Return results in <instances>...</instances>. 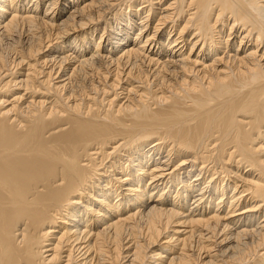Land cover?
<instances>
[{
	"label": "bare ground",
	"instance_id": "6f19581e",
	"mask_svg": "<svg viewBox=\"0 0 264 264\" xmlns=\"http://www.w3.org/2000/svg\"><path fill=\"white\" fill-rule=\"evenodd\" d=\"M0 264H264V0H0Z\"/></svg>",
	"mask_w": 264,
	"mask_h": 264
},
{
	"label": "rangeland",
	"instance_id": "374dc122",
	"mask_svg": "<svg viewBox=\"0 0 264 264\" xmlns=\"http://www.w3.org/2000/svg\"><path fill=\"white\" fill-rule=\"evenodd\" d=\"M100 34H101V33H97V34H95V35L93 36V40H94V39H98ZM107 34L110 35L109 32H107ZM111 36H112V35H111ZM104 37H106V35H105ZM112 37H113V36H112ZM89 51H90V49H89Z\"/></svg>",
	"mask_w": 264,
	"mask_h": 264
}]
</instances>
